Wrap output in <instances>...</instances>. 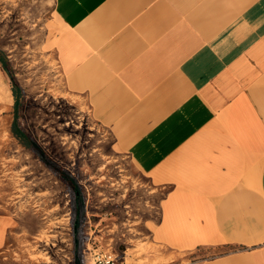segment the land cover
Masks as SVG:
<instances>
[{
	"label": "crops",
	"instance_id": "obj_1",
	"mask_svg": "<svg viewBox=\"0 0 264 264\" xmlns=\"http://www.w3.org/2000/svg\"><path fill=\"white\" fill-rule=\"evenodd\" d=\"M68 93L162 199L158 230L206 264H264V209L235 190L264 151V0H54ZM254 182L264 203V163ZM8 219L0 214V250Z\"/></svg>",
	"mask_w": 264,
	"mask_h": 264
},
{
	"label": "rangeland",
	"instance_id": "obj_2",
	"mask_svg": "<svg viewBox=\"0 0 264 264\" xmlns=\"http://www.w3.org/2000/svg\"><path fill=\"white\" fill-rule=\"evenodd\" d=\"M53 2L0 0V264H206L224 249L164 241L167 190L116 149L87 98L66 91ZM263 163L264 151L249 150L235 187L258 213Z\"/></svg>",
	"mask_w": 264,
	"mask_h": 264
},
{
	"label": "trees",
	"instance_id": "obj_3",
	"mask_svg": "<svg viewBox=\"0 0 264 264\" xmlns=\"http://www.w3.org/2000/svg\"><path fill=\"white\" fill-rule=\"evenodd\" d=\"M0 62L1 63H3L1 60H0ZM15 96L17 97L18 95H17V93L15 94ZM69 176L68 175H66V178H68ZM71 180V179H70ZM72 183H74L73 181H72Z\"/></svg>",
	"mask_w": 264,
	"mask_h": 264
},
{
	"label": "built area",
	"instance_id": "obj_4",
	"mask_svg": "<svg viewBox=\"0 0 264 264\" xmlns=\"http://www.w3.org/2000/svg\"><path fill=\"white\" fill-rule=\"evenodd\" d=\"M107 262H109V260H107Z\"/></svg>",
	"mask_w": 264,
	"mask_h": 264
}]
</instances>
